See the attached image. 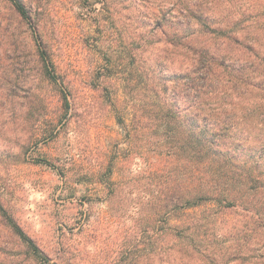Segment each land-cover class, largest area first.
Listing matches in <instances>:
<instances>
[{
	"label": "rangeland",
	"instance_id": "obj_1",
	"mask_svg": "<svg viewBox=\"0 0 264 264\" xmlns=\"http://www.w3.org/2000/svg\"><path fill=\"white\" fill-rule=\"evenodd\" d=\"M174 1L25 0L31 24L0 0V202L51 264H264V188L230 208L177 216L161 208L167 193L207 175L181 142L182 123L194 117L186 50L169 45V25L167 35L152 30L160 10L171 20ZM208 1L214 15L230 4L264 5ZM165 104H176L171 128L160 117ZM230 107L235 113L219 109L211 119L234 118L223 148L264 175V123ZM0 264H40L1 212Z\"/></svg>",
	"mask_w": 264,
	"mask_h": 264
},
{
	"label": "trees",
	"instance_id": "obj_2",
	"mask_svg": "<svg viewBox=\"0 0 264 264\" xmlns=\"http://www.w3.org/2000/svg\"><path fill=\"white\" fill-rule=\"evenodd\" d=\"M10 1L19 17L35 23L32 4L25 0ZM258 6L230 4L220 15H214L217 8L214 9L208 0H175L168 12L171 20L162 10L153 18V33L167 35L165 25H169L172 34L169 45L180 43L186 50L185 99L188 109L194 110V117L182 123L187 126L181 128L186 134L181 142L190 148L189 163L202 165L201 172L208 176L189 188L192 190L166 194L161 208L169 210L171 215L208 204L230 208L238 201H246L252 190L264 188L259 164L253 165L243 160V155L237 151L223 148L226 144L222 140L233 128L234 118L228 116L220 123L211 120L219 109L228 115L235 113L236 109L230 106L236 104L246 117L258 116L264 123V5ZM38 28L37 25L35 31ZM37 42L45 75L57 84L59 76L48 48L38 37ZM62 95L69 108L67 92L62 90ZM174 98L177 99V93ZM234 99L238 103H233ZM219 101V107L213 106ZM173 107L176 104L159 106L166 128L172 127L171 120L178 115ZM197 118L203 120V124ZM0 212L39 263L51 264L45 252L7 213L1 202ZM192 229L191 226L187 228Z\"/></svg>",
	"mask_w": 264,
	"mask_h": 264
}]
</instances>
